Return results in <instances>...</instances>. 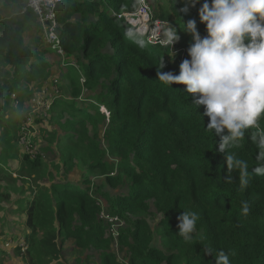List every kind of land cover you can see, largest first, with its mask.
Instances as JSON below:
<instances>
[{
  "label": "trees",
  "instance_id": "obj_1",
  "mask_svg": "<svg viewBox=\"0 0 264 264\" xmlns=\"http://www.w3.org/2000/svg\"><path fill=\"white\" fill-rule=\"evenodd\" d=\"M8 1L16 13L0 16V194L13 180L5 144L20 140L18 116L26 84L45 80L54 65L47 56L52 44L41 49L26 41L27 22L37 21L29 8L19 14L26 0ZM158 1L166 2L168 8L159 5L154 18L168 20L180 35L173 60L145 35H140L143 48L129 38L135 30L118 15L133 12L137 0H61L56 6L60 47L76 59L77 66H66L71 94L52 101V119L65 138L72 133L85 149L87 171L101 172L119 190L110 197L101 187H90L87 180L84 187L71 182L68 175L76 167L74 159L63 155L62 180L18 201L17 211L24 213L29 230L24 240L32 264L36 257L44 264H63L62 246L67 240L77 250L99 252V264H122L110 250L112 240L99 217L97 196L107 200L106 212L126 223L118 242L129 254L128 264H214L220 250L229 253L230 264H264V175L252 172L259 151L252 137L258 130H248L240 146L229 150L249 165V182L242 187L241 173L227 171L225 156L217 150L219 138L205 127L204 106L196 108L192 103L196 95L185 94L183 84L167 87L156 78L155 65L163 55L166 66L161 71L174 74L182 59L188 58L186 49L192 39L180 30L182 20L195 19L200 34H206L198 15L203 0L188 13L180 11L184 0ZM83 89L90 92L86 99L79 98ZM102 124H106V148L99 141ZM260 128L264 129V119ZM22 159L38 179L51 176L39 155L24 154ZM150 203L159 215L156 225L169 240L165 252L153 243L149 223L138 216L148 211ZM181 211H195L199 216L188 241L176 228ZM206 247L212 249L211 256L204 254ZM15 252L20 255L21 246Z\"/></svg>",
  "mask_w": 264,
  "mask_h": 264
},
{
  "label": "clouds",
  "instance_id": "obj_2",
  "mask_svg": "<svg viewBox=\"0 0 264 264\" xmlns=\"http://www.w3.org/2000/svg\"><path fill=\"white\" fill-rule=\"evenodd\" d=\"M197 2L184 0L180 11L188 13ZM198 15L206 34H200L195 19L184 22L181 18L180 30L192 39L186 49L188 58L182 59L178 74H174L161 71L166 66L163 55L155 65L156 78L167 87L183 84L185 94L196 95L192 103L196 108L204 106L203 115L208 117L205 127L219 138L217 150L225 156L227 171L240 172L241 186L247 187L249 165L235 153L229 154V150L240 146L248 130L257 129L252 139L259 149L258 163L252 172L264 175V129L260 128L264 119V0H203ZM129 38L139 47L145 46L136 31L130 32ZM179 40L177 27L162 21L156 42L170 60L175 57L173 48ZM101 111L108 116L105 108L101 107ZM226 180L231 182V177ZM248 211L245 203L243 212ZM198 219L195 211H181L177 216L178 234L186 241L192 239ZM204 254L211 256L212 249L206 247ZM214 264H230L229 253L220 250Z\"/></svg>",
  "mask_w": 264,
  "mask_h": 264
},
{
  "label": "rangeland",
  "instance_id": "obj_3",
  "mask_svg": "<svg viewBox=\"0 0 264 264\" xmlns=\"http://www.w3.org/2000/svg\"><path fill=\"white\" fill-rule=\"evenodd\" d=\"M146 2L152 15L153 12L158 11L159 5L168 8L166 2L161 3L158 0H146ZM15 13L8 0H0V16L10 17ZM51 27L47 22L42 23L39 18L36 22H27V29L24 33L26 41L32 46L43 49L46 44H51L49 34ZM52 35L56 36L54 30ZM47 56L54 64L51 67L50 75L45 80L26 84L28 89L23 96L22 107L18 116L21 122L20 140L10 146L5 144L6 164L13 172V180L9 181L7 185L4 182L7 190L2 188L0 194V264H32L26 255L27 244L24 240L29 230L24 224V213L17 211L19 209L18 201L20 199L27 200L40 188L48 189L52 182L62 180L63 155L72 156L74 159L76 167L68 175V180L71 182L84 187L83 181L87 180L90 187H101L103 192H106L110 197H115L119 190V188L112 187L107 183L104 174L101 172L87 171L88 160L85 156V149L78 145L72 133H69L72 137L65 138V132L59 127L58 122L52 119L55 116V112L51 108L52 101L56 97L69 98L71 94V79L66 74V66L69 64L77 66V64L72 55L59 54L56 50H52ZM89 95L90 92L83 89L79 98L86 99ZM105 128L106 124L100 125L99 128V141L103 148L107 146L103 138ZM24 154L30 158L39 155L44 162L46 172H50L51 176L46 175L44 179H38L37 174H33L29 166L23 162ZM108 160L114 159L109 157ZM97 197L101 210L106 212L108 209L107 200L104 197ZM138 216L146 219L154 233L153 243L165 252L169 240L166 238L163 229L156 225L159 215L155 212L153 205L150 203L148 211L139 213ZM107 235H109L108 232ZM19 246H22L21 248L24 250L21 251L22 255L15 252V247ZM110 250L116 254L122 264H128L129 254L118 240H112ZM36 258L35 264H44L43 259ZM60 261L63 264H99V252L96 250H77L74 248L72 240H67L62 246ZM55 263L50 261L49 264Z\"/></svg>",
  "mask_w": 264,
  "mask_h": 264
},
{
  "label": "built area",
  "instance_id": "obj_4",
  "mask_svg": "<svg viewBox=\"0 0 264 264\" xmlns=\"http://www.w3.org/2000/svg\"><path fill=\"white\" fill-rule=\"evenodd\" d=\"M61 0H26V6L20 11L19 14L23 15L27 8H29L42 23L50 24V43L52 49L56 50L59 54L63 51L60 47V38L57 34L58 22L56 19V6ZM119 18H124L133 29L140 35H145L150 44H158L156 42L157 29L163 21L154 18L146 0H137L136 9L133 12L122 13L118 15ZM53 30L56 36H53ZM159 45V44H158ZM99 217L104 222L106 233H109L111 240H117L120 230L125 228V222L118 215H114L101 210Z\"/></svg>",
  "mask_w": 264,
  "mask_h": 264
},
{
  "label": "crops",
  "instance_id": "obj_5",
  "mask_svg": "<svg viewBox=\"0 0 264 264\" xmlns=\"http://www.w3.org/2000/svg\"><path fill=\"white\" fill-rule=\"evenodd\" d=\"M19 13H20V11H19Z\"/></svg>",
  "mask_w": 264,
  "mask_h": 264
}]
</instances>
